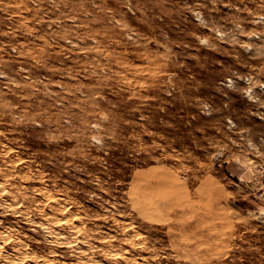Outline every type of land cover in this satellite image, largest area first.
<instances>
[{
    "label": "rangeland",
    "instance_id": "1",
    "mask_svg": "<svg viewBox=\"0 0 264 264\" xmlns=\"http://www.w3.org/2000/svg\"><path fill=\"white\" fill-rule=\"evenodd\" d=\"M0 264H264V0H0Z\"/></svg>",
    "mask_w": 264,
    "mask_h": 264
}]
</instances>
